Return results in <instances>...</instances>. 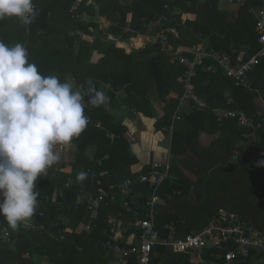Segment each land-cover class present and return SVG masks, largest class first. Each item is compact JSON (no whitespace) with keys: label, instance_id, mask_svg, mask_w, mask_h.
I'll list each match as a JSON object with an SVG mask.
<instances>
[{"label":"trees","instance_id":"obj_1","mask_svg":"<svg viewBox=\"0 0 264 264\" xmlns=\"http://www.w3.org/2000/svg\"><path fill=\"white\" fill-rule=\"evenodd\" d=\"M88 1L33 0L38 15L31 25H24L15 17L0 21V41L8 46L22 44L28 51L29 62L34 63L43 76L56 75L64 82L66 74L74 70L83 71L85 62L96 50L111 59L114 70L116 68L109 76L100 78L101 81L114 84L113 91L106 94L107 101L94 107L88 103L89 96L84 97V112L89 123L84 132L71 143L75 149L73 160L69 164H54L47 170V175L36 182L35 191L39 192V196L33 217L46 227V231L42 235L35 229L22 228L16 231L0 217V264H37L39 256L48 264H101L108 261L110 258H106V253L109 257L114 255L103 247V243L112 238L109 218L121 220V212L123 215L128 212L134 216L139 206L141 209L138 212L144 218L148 211L146 202L155 190L157 196L164 195L166 202V205L155 207L156 228L163 238H182L194 229L202 230L219 209L237 214L241 220L249 222L264 235V167L257 166L258 161L264 160L260 156L264 151V131H260V143L252 144L245 139V131L237 126L235 120L226 119L220 123L210 110H195L190 115H183L184 123L194 125L200 121L202 125L194 127L193 132L185 137L187 140L182 139L187 143L179 149V144H182L178 139L180 136L177 129L173 132V161L168 178L159 187L155 188L149 182L140 183L139 177L146 175L152 166L138 174L131 172L138 159L130 150L125 128L113 126L110 112L106 108L113 101L114 92L124 85L118 73L123 71L125 81L130 82L132 90L142 82L141 70H148L156 82L161 100L167 102V97L176 89L177 84L183 83L185 69L172 61V56L162 49L159 40L153 46L128 54L114 43L101 41L102 30L99 24L79 20L82 14L94 17L98 13L112 23L110 31L114 35L125 34L126 37L144 35L150 25H158L163 17H167L169 23L164 27H176L180 32L176 46L186 44L190 37H195L189 46L197 47L200 42L198 36H201L210 39L209 46L230 53L235 62H238L237 53L240 52H244V60L248 61L263 50L255 30L257 18L249 12L253 8L258 13L262 7L261 1L246 0L245 7H240L237 13L220 11L221 0H204L202 3L199 0H93L95 5H88ZM178 10L182 14L177 13ZM188 13H195L197 19L194 22L182 20L183 15ZM125 29L130 31L125 33ZM159 31L160 28L158 34ZM82 32L97 34L99 38L95 43L83 41L77 46ZM151 52H156V55L148 59V64H144L147 62L144 59ZM86 55H90L87 60L84 57ZM190 55L192 57V53ZM209 74L200 73L197 78L206 79ZM218 74L223 92L229 90L236 102L229 106L223 97L222 107L240 109L257 117L253 102L259 96L264 100V56L259 57V64L249 74L254 87L252 92L236 87L222 72ZM177 109V101H168L163 117L156 123L157 128L170 129ZM207 123L215 124L214 129L221 136L208 149L196 150L200 131H209ZM111 134L114 135L113 139L110 138ZM245 140L249 146L243 150L237 145L241 149V156L239 161H233L237 142ZM91 149L96 150L93 160L89 157ZM189 150L197 156L196 163H181L180 156ZM219 150H226L225 158H218ZM57 167H60V171L55 176ZM184 168L195 173L197 181H191L182 171ZM76 171L86 173L84 189L88 195L98 196L107 191L113 197L102 203L96 217L92 219L90 231L84 229L90 223L92 210L78 205L80 191L66 187ZM137 176L141 185L135 191L129 179ZM98 181L101 183L98 184ZM127 181L131 182L133 193L119 188L109 190L110 186H120ZM55 190L58 191L56 197ZM136 192L142 195L135 204L133 197ZM122 195L126 197L124 200ZM61 218L67 220V223H62ZM67 227L73 231L61 232ZM4 228L11 232L8 241L3 235ZM121 245L126 246V243L121 242ZM165 249H154L151 264H159L160 258L154 260L153 255ZM218 252V248L206 250L203 259L214 260L212 253ZM254 254L246 261H237L235 264H248L256 257ZM129 264H135L132 258Z\"/></svg>","mask_w":264,"mask_h":264},{"label":"crops","instance_id":"obj_2","mask_svg":"<svg viewBox=\"0 0 264 264\" xmlns=\"http://www.w3.org/2000/svg\"><path fill=\"white\" fill-rule=\"evenodd\" d=\"M201 3L204 0H199ZM244 1V5L238 3V0H221L219 3V10L220 11H229L231 13H237L240 7H245L246 0ZM88 5H95L93 0L88 1ZM96 7V6H95ZM96 9H98L96 7ZM253 8H250V10ZM249 10V12H250ZM255 11V10H254ZM257 12V11H255ZM177 13L182 14L181 10H178ZM176 13V14H177ZM251 13V12H250ZM257 18V14L251 13ZM197 19V15L195 13H188L184 14L182 20L184 21H191L194 22ZM80 21L90 22L93 21L96 24L100 25L102 30L101 34V41L104 43H114L119 49L126 51V53L130 54L132 51H140L145 49L148 46H153L157 43L158 38V25L153 24L148 27V32L144 35L139 36H124L125 34H117L114 35L110 29L112 27V23L107 19L100 16L98 13L94 17H90L87 14H82L79 16ZM158 20V19H157ZM129 29H125L124 32H129ZM80 39L77 42V46L81 44L83 41H88L90 43H95L99 36L97 34H87V33H80ZM195 37H190V41H186V44H181L176 46L177 49H180L182 55L186 57H191V53L195 50L196 47H191L192 41H194ZM199 43L198 45L202 44H209V38H201L198 36ZM237 51V50H236ZM244 52L237 53L238 62H244ZM156 55V52H151L144 64H148V59L152 58ZM90 56V55H89ZM88 55L84 56L87 60L89 58ZM118 63V62H116ZM114 66L112 65V61L109 58H105L99 51H94L93 54L90 56L83 67V71L72 72L70 74H66L64 82H70L73 84L77 90L80 91L86 90L88 87V81H91L98 90L103 91L105 95L113 91V86L110 82L101 81V77L109 76L110 73L115 72ZM116 67V66H115ZM219 71L215 73H210L209 77L206 79L197 78L194 80V87L197 94L205 101L211 104L213 108H222L221 102L226 99L228 94H231L229 90H222V82L220 81L221 77L218 74ZM120 78H123V86H120L117 91L114 93V99L111 104L107 105V109L110 112L111 116V123L115 127H124L126 134L125 137L130 143V150L131 152L137 157L138 163L131 168V172L134 174L140 173L142 170L147 169L149 166H152L155 163L158 164H165L166 162L171 165V160L173 161V154H172V143H173V132L177 129V134L179 141L182 142L178 146V149L181 146L185 145L187 142H184V139L188 133H192L194 127L201 126L202 123L197 121L194 125H190L188 123H184L182 121V116L190 115L195 110L193 106L190 104H184L182 108L180 107V98L183 95L184 88L183 83L179 82L177 84L176 89L171 92V94L167 97V102L170 100L178 102V109L175 112L173 117V125L170 129H159L157 128V121L161 119L164 115L165 108L167 106V102H163L160 98V94L157 89L156 82L153 78L150 77V73L146 69H142L140 72V77L142 78V82L138 84V88H134L131 90L130 82L126 83L124 78L123 71L119 72ZM223 92V93H222ZM84 93V92H82ZM85 97V95H84ZM223 97H225L223 99ZM254 106L256 110V115L260 116L264 114V100L261 96L255 98ZM218 104V105H216ZM85 106V103H84ZM225 108V107H223ZM139 109V110H138ZM201 111V110H198ZM211 111V110H210ZM212 112V111H211ZM213 114V113H212ZM150 116H153L151 118ZM218 121V120H217ZM220 123L224 121H218ZM188 124V125H187ZM209 124V131H200L198 144L196 145V150L208 149L210 146L213 145L215 141L221 136L220 132L215 131L216 125ZM100 125V124H99ZM187 140V138H185ZM184 142V144H183ZM192 143V142H190ZM189 144V142H188ZM248 144L247 141H240L237 142V145H245ZM70 147V151L65 153L60 150V146H57V151L60 155V160L57 162L69 164L73 160V153L75 152L74 146L71 144L68 145ZM242 149L244 150L245 147L243 146ZM96 150L91 149L89 152V157L93 160ZM196 155L193 151L189 150L187 153L182 154L179 160L181 163L185 161H190L192 163H196ZM226 157V150H219L218 158H225ZM83 168H81L82 170ZM56 170L60 171V167H57ZM184 174L189 177L191 181H197L195 173L187 170L182 169ZM81 172L76 171L75 176L73 175L67 182V188H75L76 190L80 191L81 195L79 197L78 203L82 200H85L89 195L88 192H85L84 189V181L85 179L78 180L77 176ZM103 174V173H102ZM104 175V174H103ZM138 176L134 179H129L132 181L133 187L136 191L137 186L141 184L138 182ZM141 193H135L133 197V202L136 204L137 200L141 196ZM159 201L157 206L166 205L164 195L157 196ZM126 197L122 195V199L124 200ZM126 205V204H125ZM138 207V206H137ZM123 209L124 206L121 205ZM139 208V209H138ZM137 210L140 211L141 206H139ZM121 220L126 223V229L128 230L123 236V241L129 245H137L139 243L140 233L137 229L132 225L134 222V216L131 213L123 215L122 212L119 214ZM118 216V217H119ZM96 217V214H92L90 218V223L92 225V219ZM87 228V227H86ZM171 229V227H169ZM173 230V229H172ZM66 233H71L73 230L69 227L66 228ZM198 231V229H194L193 232ZM54 237L52 234H50ZM173 237V236H172ZM215 250V248H210L207 250ZM206 251V250H204ZM203 251V252H204ZM108 252V251H107ZM200 252H187L184 254H179L174 252L173 250L167 248L160 254L155 252L153 255V259H159V264H212L215 261L216 255L218 253H212L214 260L208 261L203 259L204 253ZM109 253V252H108ZM254 257L248 264H262L260 260V256L258 253L254 254ZM110 258L108 261H105L101 264H124L119 262L118 258L115 255H109L106 253V258ZM130 261V259H129ZM37 264H48L45 259H42L40 256L37 257L36 260Z\"/></svg>","mask_w":264,"mask_h":264},{"label":"clouds","instance_id":"obj_3","mask_svg":"<svg viewBox=\"0 0 264 264\" xmlns=\"http://www.w3.org/2000/svg\"><path fill=\"white\" fill-rule=\"evenodd\" d=\"M37 15L33 0H0V21L15 17L31 25ZM28 55L20 43L0 41V217L12 229L35 215L36 182L60 160L57 146L70 145L86 129L84 95L94 107L108 99L91 81L82 93L56 75H41Z\"/></svg>","mask_w":264,"mask_h":264},{"label":"built area","instance_id":"obj_4","mask_svg":"<svg viewBox=\"0 0 264 264\" xmlns=\"http://www.w3.org/2000/svg\"><path fill=\"white\" fill-rule=\"evenodd\" d=\"M260 1L262 3L261 10L257 13L254 9H251L250 12L257 14L255 30L258 35V42L262 45L263 50L259 55L248 61L235 62L230 53L221 52L208 44L198 45L192 52V57L182 55L181 50L176 48V43L180 39V32L176 27H164L165 24L169 23L167 17H163L158 23L160 31L157 38L162 44V49L172 56V61L179 63L185 69L184 92L180 98V107L182 108L184 104H190L197 110H211L218 121L235 120L237 126L245 131V139L252 144H258L261 141L260 131H264V114L255 117L240 109L213 108L210 103L197 94L194 80L200 73L220 71L236 87L248 92L254 91L249 74L253 67L259 64V57L264 56V0ZM238 3L244 5L243 0H238ZM226 103L229 106L236 104L231 94L226 96ZM110 138L113 139L114 135L111 134ZM60 150L67 153L70 151V147L60 146ZM240 156L241 149L235 146L233 161H239ZM260 156L264 157V151L260 153ZM99 165H101V162H99ZM169 171L170 165L168 162L165 164L155 163L146 175L139 177V181L140 183L149 182L156 188L168 178ZM88 173L91 174V171L89 170ZM100 183L101 181H98V184ZM131 185V182L127 181L120 186L112 185L109 190L114 191L119 188L128 193H133L134 190ZM67 186L68 184H66ZM57 194L58 191L55 190V197ZM109 198L113 199L111 193L106 191L98 196L89 195L85 200L80 201L78 205L87 207L92 210V214H96L102 203ZM158 201L155 190L146 202L148 211L145 217L142 218L139 212L134 211L135 221L132 225L140 231L137 245L126 244V246H122L123 235L128 231L126 225L118 218H109L108 224L112 238L104 242L103 247L108 252L113 253L119 262L129 264V259L132 258L135 264H151L154 249L156 247H166L179 254L187 252L202 253L210 248H218L217 259L212 264H235L237 261H246L252 256V253H258L262 264H264V235L254 229L249 222L241 220L237 214L226 209H219L211 218L209 224L202 230L192 232L182 238L175 239L172 236L163 238L156 228L155 207ZM40 216L42 217L43 214H40ZM21 226L23 229H35L40 235L46 231V227L34 217L22 223ZM91 227L92 225L89 224L86 230L90 231ZM61 232L66 233L67 231L64 229ZM3 235L8 241L11 237L10 229L4 228ZM121 236L123 237L120 238Z\"/></svg>","mask_w":264,"mask_h":264},{"label":"rangeland","instance_id":"obj_5","mask_svg":"<svg viewBox=\"0 0 264 264\" xmlns=\"http://www.w3.org/2000/svg\"><path fill=\"white\" fill-rule=\"evenodd\" d=\"M74 88H75V87H74ZM77 88H78V87H77ZM79 90H80V89H79ZM81 92H84V93H85L86 90L81 91ZM243 146H244L245 148H247V147L249 146V144L242 145L241 147H243ZM56 151H59V150L56 149ZM59 152H60V151H59ZM58 173H59V170H56V172H55V176H56V174H58ZM63 221H66V223H67V220L61 218V222H62V223H63ZM21 225H22V224H21ZM21 225H20L18 228H16L15 230H16V231H19L20 229H22V226H21ZM88 225H89V224H87L86 227H87ZM86 227H85L84 230H86ZM86 231H87V230H86Z\"/></svg>","mask_w":264,"mask_h":264}]
</instances>
